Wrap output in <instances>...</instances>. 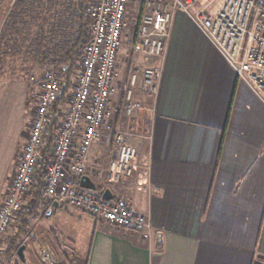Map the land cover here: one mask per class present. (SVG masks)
Segmentation results:
<instances>
[{"label": "crops", "instance_id": "obj_1", "mask_svg": "<svg viewBox=\"0 0 264 264\" xmlns=\"http://www.w3.org/2000/svg\"><path fill=\"white\" fill-rule=\"evenodd\" d=\"M15 1L0 0V73L5 77H0V203L33 121L30 95L41 90V81L33 86L26 78L27 58L21 63L5 47L23 38L17 33L18 17L12 20L17 34L11 36L17 40L9 41L11 33L3 32L11 10L23 7ZM221 3L197 0L189 11H174L158 94L150 99L137 89L134 97L141 107L127 115L124 96L132 72L155 62L136 50L145 12L141 0L133 54L117 67L114 79L121 112L114 120L108 112L137 146L140 171L111 184L107 169L115 148L100 139L89 152L85 175L97 189L88 191L102 196L109 189L113 202L148 215L151 233L125 230L66 204L53 207V201L47 216L65 206V226L74 230L89 219L87 253L79 256L59 238L71 240L72 230L42 229L26 246L28 264H264V96L239 79L196 19L201 8L213 15ZM39 65L42 80L52 65ZM71 92L70 83L65 93ZM9 118L11 135L3 140ZM80 180L75 178L78 186ZM22 263L26 260L12 262Z\"/></svg>", "mask_w": 264, "mask_h": 264}, {"label": "built area", "instance_id": "obj_2", "mask_svg": "<svg viewBox=\"0 0 264 264\" xmlns=\"http://www.w3.org/2000/svg\"><path fill=\"white\" fill-rule=\"evenodd\" d=\"M196 1L145 0L136 50L155 62L132 72L124 96L127 115L141 107L134 97L137 89L143 90L150 99L158 94L174 11H189ZM129 2L95 0L89 3L91 38L84 47L81 71L71 82L72 92L66 93V106L59 112L61 124L46 153L43 148L47 146L50 105L61 96L66 84L54 69L45 71L41 90L35 96L27 141L0 203V245L14 220L31 206L28 194L41 162L46 167L45 197L125 230L151 233L148 215L96 196L75 182L76 177L86 174L89 152L100 139L116 151L107 169L111 184H118L140 171L137 146L108 115ZM196 19L239 79L263 97L264 0H222L215 14L210 15L201 8Z\"/></svg>", "mask_w": 264, "mask_h": 264}, {"label": "trees", "instance_id": "obj_3", "mask_svg": "<svg viewBox=\"0 0 264 264\" xmlns=\"http://www.w3.org/2000/svg\"><path fill=\"white\" fill-rule=\"evenodd\" d=\"M92 1L95 0H16L14 6L22 5L23 7L18 11L13 8L4 25L3 32L11 33L9 41L12 38L16 41L17 39L11 36L17 33L23 36L20 43L16 41L5 46L10 49L14 57L21 59V63L23 57H26L27 67L31 64L48 62L60 77H65L67 80V85L61 96L50 105V124L45 136L47 146L43 148L45 153L53 143L55 133L59 128L58 124L61 122L59 112L66 105V87L81 71L84 47L91 38L92 18L88 6ZM28 6L32 7L28 8ZM17 17L22 20L18 32L14 27L15 22H12ZM27 19H29L28 22H33L28 24ZM24 20H26L25 23H23ZM34 27L35 30H32ZM230 113L231 108L228 121ZM45 177V163L41 162L37 166L35 179L28 194L31 206L26 212L19 214L17 223L20 227L18 231L4 239L6 242L5 255L9 257L17 256L18 248L23 245L20 242V237L27 231L28 217L37 214L39 205L50 209L53 201L43 194Z\"/></svg>", "mask_w": 264, "mask_h": 264}, {"label": "rangeland", "instance_id": "obj_4", "mask_svg": "<svg viewBox=\"0 0 264 264\" xmlns=\"http://www.w3.org/2000/svg\"><path fill=\"white\" fill-rule=\"evenodd\" d=\"M140 3H141V0H130V2L128 3V12H127V16H126V27L124 29L122 39H121V47H120V52L118 55V62L116 65V72H117V67H120V65L124 64L125 60H127L126 58H129L130 55L132 56V54H133V48H132V42H133L132 36H133V34H132V32H133L135 25H136V19H137V14H138V9L140 7ZM15 60H18V58H15ZM16 62L19 63V61H16ZM28 65H30V64H28ZM43 68L44 67H42L39 64H35V65L31 64L28 67L29 71H28V75H26V78H28V80L33 83V86L35 83H38V81L42 82L41 75L43 73V70H42ZM50 68H52V67H50ZM50 68H46V70H48ZM118 71H119V68H118ZM0 77L5 78L3 73H0ZM115 78H116V76H115ZM113 87H114V91H113L112 96L110 98L109 107H108V112L110 113L112 119H113V116L117 117L118 110H121L120 107H118L119 106L118 105L119 104V96L117 97V88H115V81H114ZM35 92L36 93L34 94V96L30 95V99L35 100V96L40 92V90L38 89ZM32 94H33V92H32ZM10 119L11 118H9V124L4 128V131L2 133V139L3 140L9 138L11 135V130H12L11 124H12V122L10 121ZM114 122L115 121H113V123ZM114 125H115V123H114ZM21 146H22V144L20 145V149H21ZM20 154L17 156V160H18ZM17 160H15L14 165L12 167V170H11L12 175L15 172V169L17 167ZM109 163H110V161H109ZM109 163H108V165H109ZM12 175H11V177H12ZM11 179L12 178H10L9 180H11ZM26 207H29V206H26ZM27 210H28V208L25 211H23V213L26 212ZM50 210L51 209H47L43 205L38 206L37 212H36L37 214L33 215L32 219L30 218L31 220H29V226L27 228V231H26V233H23L21 235L20 242L23 245H26L29 247V245L33 244V242H32L33 238L31 237L33 232L38 233L42 229H54L55 230L57 227L61 231H65V230L67 231V229H68V230H72L71 235L69 236L71 240H68L67 238H62L61 236H59V238L62 240V242H66V244L68 246H70L79 256L82 254L85 256L87 253V248H88V243H89V237L88 236L91 234V232H90L91 226L87 222V220H89V219L87 217H84V222L82 223L83 227H75L73 230L71 226H68V225L65 226L64 225L66 222V219H68V218L65 219V215L67 214V213H65L67 210L65 208V206H63V208H61V211H58L56 213L55 212L56 209H55V211H54L55 213H53L50 216H47V215H49ZM64 213H65V215H64ZM44 214L46 216H44ZM17 218L12 223V225H11L9 231L7 232V234L5 235L4 239H6L8 236H10V235H12L18 231L20 225L17 223V221L19 220V218L18 219ZM92 220H94V219H92ZM92 227H93V225H92ZM4 239L0 245V264H12L13 260H16L19 258H18V256L9 257V256L5 255L6 242L4 241ZM31 256H33L32 253H31ZM25 257H26V264H28L31 261L29 252H25Z\"/></svg>", "mask_w": 264, "mask_h": 264}, {"label": "water", "instance_id": "obj_5", "mask_svg": "<svg viewBox=\"0 0 264 264\" xmlns=\"http://www.w3.org/2000/svg\"><path fill=\"white\" fill-rule=\"evenodd\" d=\"M80 187L83 188V189L92 190V191H95L97 189V186L94 184V182L91 180V178L89 176H86V175L81 177ZM102 198L106 199V200H113L114 197L112 195V192L109 189H107L102 194ZM52 206L53 207L54 206H60V204L55 201L52 204ZM25 249H26V245H21L18 248V251H17V256L22 262H25V260H26V258H25Z\"/></svg>", "mask_w": 264, "mask_h": 264}]
</instances>
